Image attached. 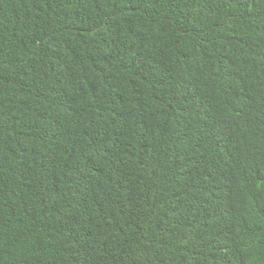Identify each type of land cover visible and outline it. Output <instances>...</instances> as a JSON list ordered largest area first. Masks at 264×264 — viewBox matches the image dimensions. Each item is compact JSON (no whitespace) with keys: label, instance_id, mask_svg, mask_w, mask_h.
Wrapping results in <instances>:
<instances>
[{"label":"trees","instance_id":"obj_1","mask_svg":"<svg viewBox=\"0 0 264 264\" xmlns=\"http://www.w3.org/2000/svg\"><path fill=\"white\" fill-rule=\"evenodd\" d=\"M0 264H264V0H0Z\"/></svg>","mask_w":264,"mask_h":264}]
</instances>
